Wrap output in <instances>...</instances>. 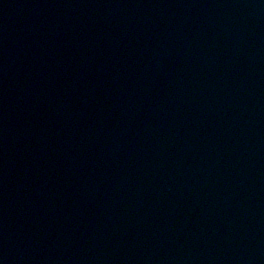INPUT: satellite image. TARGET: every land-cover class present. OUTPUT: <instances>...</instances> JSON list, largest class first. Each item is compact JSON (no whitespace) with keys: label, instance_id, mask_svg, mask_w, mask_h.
<instances>
[{"label":"water","instance_id":"water-1","mask_svg":"<svg viewBox=\"0 0 264 264\" xmlns=\"http://www.w3.org/2000/svg\"><path fill=\"white\" fill-rule=\"evenodd\" d=\"M0 264H264V0H0Z\"/></svg>","mask_w":264,"mask_h":264}]
</instances>
